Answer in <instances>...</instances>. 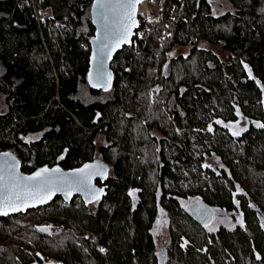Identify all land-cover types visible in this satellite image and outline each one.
Listing matches in <instances>:
<instances>
[{"label": "trees", "instance_id": "obj_1", "mask_svg": "<svg viewBox=\"0 0 264 264\" xmlns=\"http://www.w3.org/2000/svg\"><path fill=\"white\" fill-rule=\"evenodd\" d=\"M92 1L0 0V95L7 105L0 151H11L26 173L95 159L112 168L98 183L105 194L94 210L77 198L70 204L56 198L0 219V264H155L148 229L156 186L173 197L228 206L241 176L264 203V128L254 123H264V0H228L230 11L219 15L209 0H163L148 29L138 11L139 30L111 64V98L84 103L77 95L86 84ZM202 41L220 46L226 62L198 47ZM175 46L188 54L168 59ZM238 119L247 131L234 136ZM98 136L105 141L99 147ZM217 161L227 167L223 175ZM129 187L140 192L135 209ZM175 211L177 230L201 243L194 224ZM45 221L50 227L41 232ZM250 225L264 263V239ZM221 236L230 262H239L240 250L249 253L243 234ZM187 254L182 264H203L202 256Z\"/></svg>", "mask_w": 264, "mask_h": 264}, {"label": "flooded vegetation", "instance_id": "obj_2", "mask_svg": "<svg viewBox=\"0 0 264 264\" xmlns=\"http://www.w3.org/2000/svg\"><path fill=\"white\" fill-rule=\"evenodd\" d=\"M243 121L244 119H238V126L235 128L237 130L232 127L230 131L234 133L233 131L238 132L241 127L247 128L245 123L243 124ZM242 133H240V135ZM157 143L158 141L156 142V146ZM217 164L219 165L218 171L223 175L227 167L220 161H217ZM108 167L109 178L112 174V168L110 164ZM238 178L241 181H234L230 191V203L228 206L219 204L211 206L198 198L183 199L173 197V194H170L167 189H165L166 192L162 190L161 186H156L154 190L155 213L151 223L149 222L150 228L148 229L153 245V258L155 264H182V259H180L181 255L191 258V256L187 254L188 252L202 256L203 264H264L262 255L257 251L253 227L250 225V222H252V225L256 227L264 239V227H262V225H264V203L261 206L257 202L258 200L254 198L255 189L249 180L247 181L241 176ZM222 181L224 180L222 179ZM98 183L101 184L97 181L96 184L98 185ZM237 186H239V190ZM130 191L135 192V199L129 196ZM126 196L131 203V209H135L140 203V192L136 188L129 187ZM170 198L174 204H170L169 206L167 202L170 201ZM97 202L88 204V208L94 210ZM237 202H239V206H237ZM197 204H204L213 212V216L210 223L207 224V227L195 222L192 218ZM175 206L188 217L190 223L194 224L197 235L200 237L203 236L201 243L185 236L184 233L177 230L178 228L174 223L176 217L180 216L176 214ZM241 219L243 220V227L238 223ZM42 225L43 228L47 227L49 229L50 227L46 221L43 222ZM209 228L213 229V231H209ZM222 233H241L247 238L250 251L244 254L240 250L238 253L240 255L239 262L235 259L232 260L233 262H230L227 258L228 255H224L222 251ZM175 237H177V239H175ZM96 240L97 237H94V241ZM185 241L188 243L185 244ZM100 248L102 247H98V249ZM209 248L214 249L215 252L210 251ZM104 249L106 250V248ZM195 255L192 256L196 257ZM257 256H259L260 259H257ZM89 262H91V260H89ZM186 264L191 263L187 262Z\"/></svg>", "mask_w": 264, "mask_h": 264}, {"label": "snow or ice", "instance_id": "obj_3", "mask_svg": "<svg viewBox=\"0 0 264 264\" xmlns=\"http://www.w3.org/2000/svg\"><path fill=\"white\" fill-rule=\"evenodd\" d=\"M140 2L141 0H117V3L112 4L111 0H95L93 10L98 11L104 21V42L100 47L101 55H103L105 49L111 51L109 41L112 38V32L109 27L108 10L112 9L120 17L119 24L115 26L119 34L118 42L128 43L129 37L132 34L131 28L137 23L134 13ZM97 39H100L99 34ZM93 59H95V53ZM101 64L103 65V61H101ZM165 68H167V65H165ZM245 68L248 69V66L245 65ZM248 71L251 77V70L248 69ZM102 75L103 73H98V78ZM107 75L111 76L110 73H107ZM89 80L91 83V73L89 74ZM257 83L259 84V81ZM95 86L96 84L93 83V87ZM107 90L108 88L105 87V91ZM262 91H264V88H262ZM216 123L222 122L216 121ZM254 123L257 128H264V123ZM208 131H212L211 125H209ZM246 131L247 128H240L233 135L239 136L240 133ZM21 139L24 138L22 137ZM60 158L63 159V157ZM0 161H2L0 162V215H7L6 209L8 208L20 211L25 206H35L37 201L46 203L56 192L63 193L65 199H70L71 193L74 191L83 192L87 195L89 203L97 202L103 194V189H97L91 184V180L95 176L106 177L107 169L100 165H84L83 168L76 169L70 173H64L59 168L49 169L44 167L37 170L31 176H22L18 172L19 162L12 153L6 152L0 154ZM204 167H209V165H204ZM237 188L239 190V186ZM129 196L135 199V192L130 191ZM237 206H239V202H237ZM238 223L243 227L242 219ZM205 226L207 227V222ZM39 231L46 232L48 228H40ZM209 231H213V229L209 228ZM85 239H88V237H85ZM184 243L187 244L188 242L185 241ZM99 251L103 253L106 250L100 248ZM257 259H260V257L257 256Z\"/></svg>", "mask_w": 264, "mask_h": 264}, {"label": "water", "instance_id": "obj_4", "mask_svg": "<svg viewBox=\"0 0 264 264\" xmlns=\"http://www.w3.org/2000/svg\"><path fill=\"white\" fill-rule=\"evenodd\" d=\"M143 1L144 0H141V2L136 7L134 17H135V20L137 23L135 25H133L131 28L132 34L129 37L128 43L118 42L119 34L116 31L115 26L119 24L120 17L117 14V12H114L112 9L108 10V17H109V21H110L109 27H110V30L112 32V38L109 41L111 51H109L108 49H105L103 55H101L100 47H101V44L104 42V21L102 20L100 13L98 11L93 10V4L95 3V0L92 1L91 7H90V20H91V24L93 26V35L89 39V50L90 51H89V57H88V69L86 72V84L88 85L90 90L98 91V92H108L111 90L112 85H113V71L111 69V64L114 60L115 55L118 52H120L124 47H129L131 45V43L135 37L136 32L139 30V16H138L139 13H138V10H139V6L143 3ZM111 3L115 4V3H117V0H111ZM98 34L100 36L99 40L97 39ZM94 53H95V59H93ZM101 61H103V65L101 64ZM90 73H91V81H92L91 83L89 80V74ZM98 73H103V75L100 78H98ZM107 73H110L111 76L109 77L107 75ZM93 83L96 84L95 87H93ZM105 87L108 88L107 91H105ZM94 123H97V118L94 120ZM6 152L12 153L11 151H0V154L6 153ZM16 160L19 162L18 172L22 176H31L37 170L42 169L44 167H47L49 169L59 168L64 173H70L76 169L83 168L84 165H100V166H103L107 169L106 177L95 176L91 180V184H92V186H94L97 189H103V194L100 196L99 200H101L105 194V188L99 187L96 184V182L99 181L101 184H104L107 181L108 175H109V167L107 164H105L103 161H101L99 159H95L93 161L86 162L83 165H81L80 167L73 168V169H63L59 164H55L54 166L44 165V166L38 167L34 171L28 172V173L22 171L21 163L17 157H16ZM0 162H2V161H0ZM56 198H60L66 204H70L73 201V199H75V198H80L85 204H91L88 202L87 195L84 194L83 192H75V191L72 192L70 199H65V196L63 193L56 192L50 199L47 200L46 203H40L37 201L35 203V206H32V207L25 206L20 211H14L13 209L8 208V209H6L8 214L7 215H0V219H7L10 216H14V215H18V214L24 215L28 211L38 210L40 208H43V207L50 205ZM212 216H213V212L210 210L209 207H207L204 204H197L195 209H194V212L192 214L193 220L195 222L201 224V225H205L206 222H207V224H209L211 221L210 218H212Z\"/></svg>", "mask_w": 264, "mask_h": 264}, {"label": "rangeland", "instance_id": "obj_5", "mask_svg": "<svg viewBox=\"0 0 264 264\" xmlns=\"http://www.w3.org/2000/svg\"><path fill=\"white\" fill-rule=\"evenodd\" d=\"M209 2L211 4L213 13L215 15L223 14V13H225L227 11H230V9H231L228 0H209ZM161 3H162V0H159V1L145 0L140 5L138 11L143 17L147 18V21L150 23L148 26H152L154 24V21L158 19V12H159V8H160V4ZM144 28L145 29L147 28V24L144 26ZM198 47L206 49V50H210L222 62H226V60H227V53L225 51H223L220 46L208 44L207 42L202 41V42H200L198 44ZM188 52H189L188 47L175 46L173 48V50L168 54V59H170L172 57H176L177 55L186 56L188 54ZM165 69H167V68H165ZM110 93H111V91L100 92V94H93V93H91L88 85L87 84H83L82 86H80V89H79L77 97L82 102L89 103V102H93V101H105V100H108L112 96ZM0 98H2V97L0 96ZM0 103H1V105H3V102H2L1 99H0ZM29 138H28V140L32 141L36 137L32 136V137H29ZM104 144H105L104 138L102 136H98L97 137V147H99L100 145H104ZM19 231H21V230H19ZM19 231H17V232H19ZM20 234H22V232H20L17 235H20ZM17 235H15V236H17ZM25 237H29V235H27ZM52 243L57 244L55 242H52Z\"/></svg>", "mask_w": 264, "mask_h": 264}, {"label": "crops", "instance_id": "obj_6", "mask_svg": "<svg viewBox=\"0 0 264 264\" xmlns=\"http://www.w3.org/2000/svg\"><path fill=\"white\" fill-rule=\"evenodd\" d=\"M2 98H0L3 102V105L0 103V114H4L7 111V105L5 103L4 97L0 95Z\"/></svg>", "mask_w": 264, "mask_h": 264}, {"label": "built area", "instance_id": "obj_7", "mask_svg": "<svg viewBox=\"0 0 264 264\" xmlns=\"http://www.w3.org/2000/svg\"><path fill=\"white\" fill-rule=\"evenodd\" d=\"M145 1V0H144ZM153 1H159V0H153ZM163 1V0H162ZM45 18V14L44 13H39L38 15H37V19L38 20H43ZM147 26H148V24H147ZM80 164L81 165H83L84 164V161L83 160H80Z\"/></svg>", "mask_w": 264, "mask_h": 264}]
</instances>
